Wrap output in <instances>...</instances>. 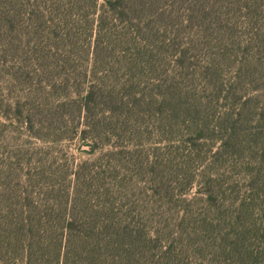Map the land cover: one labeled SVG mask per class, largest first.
Instances as JSON below:
<instances>
[{"label": "trees", "instance_id": "obj_1", "mask_svg": "<svg viewBox=\"0 0 264 264\" xmlns=\"http://www.w3.org/2000/svg\"><path fill=\"white\" fill-rule=\"evenodd\" d=\"M0 264H264V0H0Z\"/></svg>", "mask_w": 264, "mask_h": 264}, {"label": "rangeland", "instance_id": "obj_2", "mask_svg": "<svg viewBox=\"0 0 264 264\" xmlns=\"http://www.w3.org/2000/svg\"><path fill=\"white\" fill-rule=\"evenodd\" d=\"M5 145H11V146H16V145H22V144H27L31 145L32 147L35 148H42L45 145L44 143L37 141L36 139H31L29 138L26 134H19V133H13V132H8L3 138ZM65 146H59L58 150H60L61 157L62 159L69 158L72 160L73 158L75 159L76 163H79L80 161L90 159L91 157H97L98 153L94 154L93 156L88 155L85 151L87 148H84L83 144L80 143V141H76L74 143H65ZM63 151V152H62ZM196 192L193 191L192 195Z\"/></svg>", "mask_w": 264, "mask_h": 264}]
</instances>
